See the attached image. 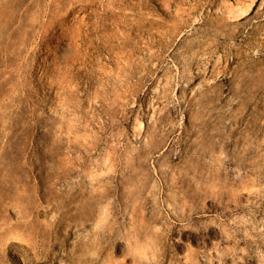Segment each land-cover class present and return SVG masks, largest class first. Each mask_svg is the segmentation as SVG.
Segmentation results:
<instances>
[{
	"label": "rangeland",
	"instance_id": "374dc122",
	"mask_svg": "<svg viewBox=\"0 0 264 264\" xmlns=\"http://www.w3.org/2000/svg\"><path fill=\"white\" fill-rule=\"evenodd\" d=\"M0 264H264V0H0Z\"/></svg>",
	"mask_w": 264,
	"mask_h": 264
},
{
	"label": "bare ground",
	"instance_id": "6f19581e",
	"mask_svg": "<svg viewBox=\"0 0 264 264\" xmlns=\"http://www.w3.org/2000/svg\"><path fill=\"white\" fill-rule=\"evenodd\" d=\"M242 10L240 11V10H234L233 11V15L236 17V16H239L240 14H242Z\"/></svg>",
	"mask_w": 264,
	"mask_h": 264
}]
</instances>
